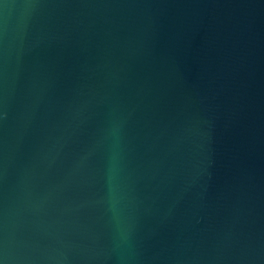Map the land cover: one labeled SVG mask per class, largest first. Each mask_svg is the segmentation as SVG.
<instances>
[{"label":"water","instance_id":"95a60500","mask_svg":"<svg viewBox=\"0 0 264 264\" xmlns=\"http://www.w3.org/2000/svg\"><path fill=\"white\" fill-rule=\"evenodd\" d=\"M0 264H264V0H0Z\"/></svg>","mask_w":264,"mask_h":264}]
</instances>
